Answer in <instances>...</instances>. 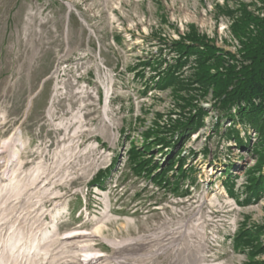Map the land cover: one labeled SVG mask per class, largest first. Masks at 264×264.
Instances as JSON below:
<instances>
[{
  "label": "rangeland",
  "instance_id": "rangeland-1",
  "mask_svg": "<svg viewBox=\"0 0 264 264\" xmlns=\"http://www.w3.org/2000/svg\"><path fill=\"white\" fill-rule=\"evenodd\" d=\"M243 8L264 16V0H0L1 139L20 130L27 141L24 150L20 146L22 170L70 148L79 153L70 164L71 171L77 170L72 181L56 187L61 194L54 204L59 208L60 203H70L67 215L59 217L60 235L91 229L107 204L109 209L112 204L114 214L106 235H150L167 221L174 200V228L191 227L196 219L208 229L216 226L214 249L204 253L208 259L196 250H182L177 264L264 262V250L256 248L264 246V234L250 243L239 237L243 230L264 227V191L250 202L246 193L250 171L258 162L251 149L257 142L255 133L250 131L247 148L225 139L222 134L229 123L223 119L217 129L218 112L209 95L200 104L208 111L204 126L183 140L182 177L167 164L174 160V141L180 143L173 126L183 110L176 105L174 85L158 84L167 63L179 57L177 50L192 49L188 45L194 34L237 54L241 44L233 25ZM192 73L184 67L178 75L187 80ZM104 89L112 93L109 106L104 104ZM52 102L54 113L49 116ZM75 132H80L77 145L71 147ZM159 137L170 145L160 148ZM59 140L65 141L63 147L51 150ZM98 154H105V159H96ZM94 187L112 188L111 201L102 200L106 191H96L97 197ZM84 203L89 205L87 215ZM97 243L103 252L114 253L104 241ZM187 243L182 241L185 247ZM124 250L117 256L142 252L141 247Z\"/></svg>",
  "mask_w": 264,
  "mask_h": 264
},
{
  "label": "bare ground",
  "instance_id": "bare-ground-1",
  "mask_svg": "<svg viewBox=\"0 0 264 264\" xmlns=\"http://www.w3.org/2000/svg\"><path fill=\"white\" fill-rule=\"evenodd\" d=\"M68 7L71 12L73 5L68 2ZM58 77L57 79L60 80ZM82 92L83 90L80 93ZM111 95L112 93L107 90L104 103L106 106H109L108 98ZM32 102L33 99L29 101L26 113L32 108ZM51 105L49 116L54 113L53 103ZM79 114L78 118L82 121L81 113ZM26 142L20 136L19 129H15L6 139H1L0 136V264H39L42 259L45 260L44 257L47 259L45 264H137L138 260L140 264H157L159 253L164 252L162 246H159L162 236H169L172 240L174 238L177 256L172 264L178 263L182 250L189 254L195 250L201 252L203 249L200 243H191L193 237H197L198 234L186 224L174 228V231L170 228L158 232L157 228L150 235L138 234L139 236L127 239L109 237L105 234L112 217L109 204L101 216L94 219L91 229H73L60 235L58 220L69 208L67 202L60 203L59 208L54 204L57 196L61 194V189L56 187L62 182L72 181L77 170L75 173L71 171L70 164L79 153L75 148H70V151L64 154L50 156L44 162L37 160L38 162L29 170H22L25 162L22 149H25ZM58 142L57 147H63L65 144L64 141ZM70 142L73 146V142ZM210 201L215 203L217 199ZM45 215H50L52 219L50 223H46L49 219L47 217L45 219ZM197 220L199 219H196V222ZM129 222L130 219H127L126 223ZM171 232L173 235L169 234ZM184 237L190 238L186 247L182 244V241H185ZM98 240L113 247L114 253L109 255L100 250L97 247ZM54 242H56L55 247H53ZM129 246L133 249L141 247L142 252L135 257L130 254V256L126 254H124L126 256H117Z\"/></svg>",
  "mask_w": 264,
  "mask_h": 264
},
{
  "label": "trees",
  "instance_id": "trees-1",
  "mask_svg": "<svg viewBox=\"0 0 264 264\" xmlns=\"http://www.w3.org/2000/svg\"><path fill=\"white\" fill-rule=\"evenodd\" d=\"M233 32L241 44L237 54L222 51L211 42L192 35L188 45L192 49L184 52L177 50L179 57L167 63L166 74L158 84L166 88L174 85L176 105L183 110L180 118L174 119L173 126L174 137L177 136L180 143L177 145L174 141V160H169L167 164V168L174 166L182 177L186 172V160L181 155L183 140L189 139L195 130L204 126L208 111L200 104L209 95L213 100L212 109L218 112L217 129L223 119L229 123L222 134L225 139L247 148L251 147L250 131L255 133L257 142L251 149L256 153L258 162L256 169L250 171V184L246 186L247 202H250L264 191V16L243 8L240 18L233 25ZM184 67L193 72L187 80L178 75ZM157 145L163 148L170 143L165 137H159ZM187 169L196 171L193 167ZM233 186L234 182L229 184L231 192ZM263 234L264 227L258 226L251 231L243 230L239 237L250 243L258 242ZM256 248L260 252L264 250L263 244Z\"/></svg>",
  "mask_w": 264,
  "mask_h": 264
},
{
  "label": "built area",
  "instance_id": "built-area-1",
  "mask_svg": "<svg viewBox=\"0 0 264 264\" xmlns=\"http://www.w3.org/2000/svg\"><path fill=\"white\" fill-rule=\"evenodd\" d=\"M52 74H51V78L53 76ZM57 85H58V82H57ZM82 90H83L82 93H84L85 90L84 89H82ZM106 91L107 90H105V97H106ZM56 92H57V90H56ZM55 96L57 97V95H55ZM53 98H55V97L53 96ZM53 109H54V106H53ZM49 122H50V120H49ZM78 133H80V132H75L74 134L71 135V138H73V146L77 145ZM74 135L77 138H74ZM61 141H64V140H61ZM58 144H59V142L57 141L54 144V146L51 148V150H55L57 148ZM70 146L73 147L72 145H70ZM100 158H101V160L105 159V154H98L96 159H100ZM107 192H109V189L106 190V193ZM172 201H173V206L171 207V212L174 211V200H172ZM162 213H165V211ZM170 213L169 214L165 213V214H167V221H165V223H162V224H160V226H158V232L163 231L165 229L168 230L170 228L174 231V212H172V214H173L172 217L170 216ZM197 224L198 225H195V226H197L196 227V233L198 234V236L196 238L192 239V242L194 243V241H196L197 243H200L202 245V246L201 245L200 246L203 247V249H202L203 253H211V250L214 249V248H212V240H213V237H215L216 226L210 227L208 229L207 225L203 224V221L200 219L198 220ZM175 228L177 229V227H175ZM172 232L169 234L173 235ZM159 246H162V249L164 252L159 253V255L157 257L158 263L166 262V264H172L174 262V258L177 256L175 254L176 246L174 245V238L172 240V238L169 239V236H162L160 239V245Z\"/></svg>",
  "mask_w": 264,
  "mask_h": 264
},
{
  "label": "water",
  "instance_id": "water-1",
  "mask_svg": "<svg viewBox=\"0 0 264 264\" xmlns=\"http://www.w3.org/2000/svg\"><path fill=\"white\" fill-rule=\"evenodd\" d=\"M46 80H47V79H45L43 83H45Z\"/></svg>",
  "mask_w": 264,
  "mask_h": 264
}]
</instances>
